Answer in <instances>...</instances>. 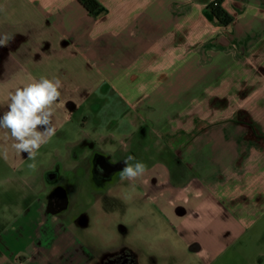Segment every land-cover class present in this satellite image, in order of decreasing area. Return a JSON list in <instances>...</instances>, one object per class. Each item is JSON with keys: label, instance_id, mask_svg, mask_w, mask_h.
<instances>
[{"label": "rangeland", "instance_id": "rangeland-1", "mask_svg": "<svg viewBox=\"0 0 264 264\" xmlns=\"http://www.w3.org/2000/svg\"><path fill=\"white\" fill-rule=\"evenodd\" d=\"M251 60L242 59L238 52L233 61L235 81L225 78L227 82L215 88L211 82L190 81L182 97L147 98L140 110H128L105 87L104 104L99 101L91 111L81 110L67 119L58 115L56 135L40 148L35 170L28 168L32 161L27 153H22L24 163L20 164L9 149L8 160L0 157V238L36 236V245L44 248L45 255L34 264H50L54 256L68 257L75 250V236L82 242L92 236L99 248L119 239L138 252L140 264H264V83L259 76H250L245 64ZM16 70L12 84L0 76L1 114L7 110V90L26 82L24 68ZM62 83V94L69 85L74 93V83ZM91 127L96 145L70 146L90 134ZM3 135L0 146L5 144ZM95 150L111 158L131 154L147 165L142 184L125 194L130 193L129 198L123 200L118 194L114 198L118 188L109 193L94 191L88 183L74 184L79 195H75L78 190L68 189L70 203L60 213L42 219L36 207L28 208L46 192L41 174L53 161H61L57 167L65 178L69 172L64 168L71 166L65 160L69 152L87 156ZM175 158L179 162H173L174 168L183 170L182 178L168 176L170 162L164 161ZM60 183L69 184L66 179ZM92 195L98 197L96 206ZM178 196L189 198L182 216L176 211L182 205ZM80 208L88 215V226L78 230L71 220ZM20 220L28 221L21 226ZM117 224H122L124 232ZM194 240L203 254L192 251ZM33 253L32 244H0L6 264L15 262L9 256L32 258Z\"/></svg>", "mask_w": 264, "mask_h": 264}, {"label": "crops", "instance_id": "crops-1", "mask_svg": "<svg viewBox=\"0 0 264 264\" xmlns=\"http://www.w3.org/2000/svg\"><path fill=\"white\" fill-rule=\"evenodd\" d=\"M96 1L102 10L90 15L77 0H0V36L15 37L8 47L0 48V76L12 84L16 68L21 67L25 80L43 75L59 77L64 84H75L74 93L70 85L68 92L61 93L63 106L57 107L53 121L56 126L60 124L58 115L69 118L71 114L89 112L94 105L104 104L105 87L132 111L142 109V100L147 98L156 101L182 97L190 81L211 82L214 88L217 83L227 82L225 78L235 81L237 66L233 61L238 52L242 59L254 60L245 66L252 72L251 77L259 76L258 81L264 83V0H222V8L232 18L227 26L205 16L206 6L214 0ZM115 84L123 86L116 89ZM91 129L90 134H84L70 146L95 142L92 136L95 131ZM1 131L0 135L4 134ZM13 154L17 162L24 163L22 153ZM70 155L73 154L69 152ZM175 161L176 158L164 161L170 162L168 176L182 178L183 170L174 168ZM72 168L73 165L64 169ZM185 169L189 172L188 167ZM177 198L182 205L176 211L185 215L184 206L189 198ZM30 205L36 207L42 219L52 215L35 203L28 204V208ZM23 221L28 220H20L18 225L22 226ZM37 241L36 236L0 238L5 247L12 243L32 244L33 257L9 256L14 264L41 260L45 250L36 245ZM190 247L194 252H204L196 240ZM70 255L54 256L50 264H72ZM2 258L0 255V264L5 263L6 258Z\"/></svg>", "mask_w": 264, "mask_h": 264}, {"label": "flooded vegetation", "instance_id": "flooded-vegetation-1", "mask_svg": "<svg viewBox=\"0 0 264 264\" xmlns=\"http://www.w3.org/2000/svg\"><path fill=\"white\" fill-rule=\"evenodd\" d=\"M131 154H124L122 157L111 158V154L102 153L100 151H93L87 156H73L70 155L66 162L73 165L69 172V175L65 178L61 177L60 169L57 164L61 161L53 163L50 169L42 173L41 178L48 186L45 193L38 195V201L35 203L37 207L44 209L46 213L55 215L65 210L70 203L68 189L78 190V186L74 184L88 183L94 191L111 192L112 188H118V192H113V197L116 198H129L131 196L129 190L133 189V182L127 180L121 181L120 172L123 169L125 159ZM102 169L103 171H99ZM119 175V177H115ZM116 178V179H115ZM66 179L69 184L64 186L60 183L61 180ZM142 180L134 182L135 185L142 184ZM80 190L75 191V195L78 197ZM93 192V191H92ZM30 193V192H29ZM91 194V193H90ZM30 195H34L30 193ZM26 194L25 197L30 196ZM98 197L91 196L92 205L96 206ZM105 210V209H104ZM88 215L83 208H80L77 214L72 218V223L75 228L80 230L81 227L86 228ZM82 219H85L82 221ZM120 232H124L122 224H117ZM82 240L75 239L73 245L75 250L71 252L70 259L72 264H140L138 252L130 246L122 243L121 241H115L108 246L99 248L92 242V236L84 237ZM91 239V240H90ZM70 254V253H69Z\"/></svg>", "mask_w": 264, "mask_h": 264}, {"label": "clouds", "instance_id": "clouds-1", "mask_svg": "<svg viewBox=\"0 0 264 264\" xmlns=\"http://www.w3.org/2000/svg\"><path fill=\"white\" fill-rule=\"evenodd\" d=\"M14 39L12 34L0 36V48L8 47ZM62 87L59 77L41 75L39 78L29 76L26 82L7 90V110L0 114V130H4L2 138L5 141L0 146V157L8 160L9 149L17 155L27 153L28 159L32 161L28 168H37L36 157L40 148L56 135L57 126L53 121L57 107L63 106ZM9 140L12 141L10 145L7 144ZM124 165L120 179L133 182L134 188V182L144 177L147 165L131 155L125 159Z\"/></svg>", "mask_w": 264, "mask_h": 264}, {"label": "trees", "instance_id": "trees-1", "mask_svg": "<svg viewBox=\"0 0 264 264\" xmlns=\"http://www.w3.org/2000/svg\"><path fill=\"white\" fill-rule=\"evenodd\" d=\"M78 3L90 15H96L101 12L102 8L96 0H77ZM222 0H214L206 6L205 16L208 20L214 21L221 26H227L231 23V16L222 8Z\"/></svg>", "mask_w": 264, "mask_h": 264}]
</instances>
